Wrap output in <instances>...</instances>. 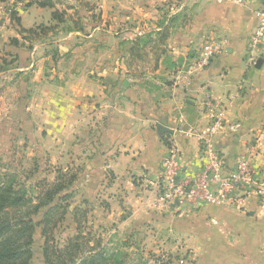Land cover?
I'll return each mask as SVG.
<instances>
[{"label":"crops","instance_id":"obj_1","mask_svg":"<svg viewBox=\"0 0 264 264\" xmlns=\"http://www.w3.org/2000/svg\"><path fill=\"white\" fill-rule=\"evenodd\" d=\"M262 8L264 0L0 1V174L31 162L25 181L45 179L36 196L75 176L52 231L59 244L76 234L78 206L95 237L144 229L187 253L181 264H264V196L255 186L236 187L234 201L179 209L160 204L152 183L170 143L188 172L208 154L229 172L253 146L264 182V38L260 63H248ZM210 38L225 42L200 67ZM215 102L223 127L208 136Z\"/></svg>","mask_w":264,"mask_h":264},{"label":"trees","instance_id":"obj_2","mask_svg":"<svg viewBox=\"0 0 264 264\" xmlns=\"http://www.w3.org/2000/svg\"><path fill=\"white\" fill-rule=\"evenodd\" d=\"M35 3L48 5L49 0H36ZM166 35L164 27L159 35L161 43ZM68 177L67 184L57 182L35 199L27 196L23 183L15 184L6 178L0 181V264H32L40 249L43 264H123L119 248L103 245L100 236L95 237L93 230H87V211L78 206L73 209L76 234L63 244L54 239L52 231L68 208L63 203L76 190L71 185L75 176ZM39 213L40 219L35 220ZM37 226H40L38 238L35 235ZM92 242L94 244H89Z\"/></svg>","mask_w":264,"mask_h":264},{"label":"built area","instance_id":"obj_3","mask_svg":"<svg viewBox=\"0 0 264 264\" xmlns=\"http://www.w3.org/2000/svg\"><path fill=\"white\" fill-rule=\"evenodd\" d=\"M36 1V0H25ZM244 4L248 0H232ZM264 38V8L257 11V22L249 36L248 63L255 64L259 49ZM225 40L220 38L208 39L201 48L197 59L200 67L207 66L222 50ZM223 107L218 103L210 104L207 110L209 126L207 135L210 136L223 127ZM204 142L208 140L203 138ZM256 154L253 146H246L235 167L223 171L222 160L215 154H208L201 168L195 172L184 170L179 162V152L173 143L166 148L161 168L153 180L158 190L157 201L162 205H174L179 209H192L206 204H220L223 201H234L232 196L236 187L245 189L255 186L252 191L256 196H264V182L257 178L252 167Z\"/></svg>","mask_w":264,"mask_h":264},{"label":"rangeland","instance_id":"obj_4","mask_svg":"<svg viewBox=\"0 0 264 264\" xmlns=\"http://www.w3.org/2000/svg\"><path fill=\"white\" fill-rule=\"evenodd\" d=\"M4 162H7L8 159L4 158ZM0 160V168L2 167ZM32 163H21V162H13L10 166V173L7 177H4L0 174V181L9 180L13 181L15 184H22L23 182L26 184L25 188L27 190V196L33 197L35 199L36 191L35 185L38 183L39 176L33 177L29 176V179L25 181V174L23 171L27 169V171L32 168ZM24 167L25 170H21ZM20 170V174L17 171ZM23 173V174H22ZM37 218V217H36ZM35 218V219H36ZM112 228H109L108 234L101 235L102 236V244L106 245L110 248H119L122 252L121 259L123 264H181V259L186 256L183 253H175L166 249V242L162 237L152 236L151 234H147L144 229L141 231H137L134 233L128 231L119 232L117 238L112 237L113 231ZM149 231V230H148ZM111 235V236H110ZM36 237L38 238L39 235ZM89 244H94L89 243ZM41 250L36 251L35 260L32 264H41L42 258L40 257ZM40 254V255H39Z\"/></svg>","mask_w":264,"mask_h":264},{"label":"water","instance_id":"obj_5","mask_svg":"<svg viewBox=\"0 0 264 264\" xmlns=\"http://www.w3.org/2000/svg\"><path fill=\"white\" fill-rule=\"evenodd\" d=\"M260 61H261L260 59H257L255 65H258L260 63ZM157 132L161 134L163 132H170V130L165 128L164 126L158 124L157 125Z\"/></svg>","mask_w":264,"mask_h":264}]
</instances>
